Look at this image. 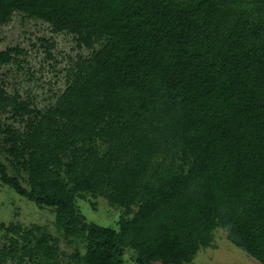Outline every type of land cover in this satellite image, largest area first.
<instances>
[{"label": "trees", "instance_id": "1", "mask_svg": "<svg viewBox=\"0 0 264 264\" xmlns=\"http://www.w3.org/2000/svg\"><path fill=\"white\" fill-rule=\"evenodd\" d=\"M14 13L91 52L43 109L0 82L22 124L0 125L2 149L25 174L0 159V183L77 241L65 263L40 225L1 224L0 264H185L217 228L264 264V0H0V25ZM97 197L116 228L80 212Z\"/></svg>", "mask_w": 264, "mask_h": 264}, {"label": "rangeland", "instance_id": "2", "mask_svg": "<svg viewBox=\"0 0 264 264\" xmlns=\"http://www.w3.org/2000/svg\"><path fill=\"white\" fill-rule=\"evenodd\" d=\"M9 47L21 49L17 60L0 67V82L6 91L18 93L20 99L30 102L31 107L43 109L54 103L56 96L66 84L68 72L75 62L87 58L91 49L79 45L72 33L57 32L44 21L32 19L14 13L11 19L0 25V50ZM0 125L22 124L11 117V113H0ZM0 135V159L6 164L8 172L21 179L25 174L20 167H15L2 149ZM92 202L94 207L91 206ZM77 206L88 222L103 226L117 227L121 208L111 206L103 197L77 199ZM21 224L22 226L40 225L59 239V252L62 262H69L70 255L77 241L66 238L54 225L51 208L38 206L29 199L15 193L8 186L0 183V226ZM1 242V231H0ZM128 253L123 257L126 264H135ZM185 264H261L255 258L235 247L226 238V232L217 228L213 232L210 246L203 247Z\"/></svg>", "mask_w": 264, "mask_h": 264}, {"label": "crops", "instance_id": "3", "mask_svg": "<svg viewBox=\"0 0 264 264\" xmlns=\"http://www.w3.org/2000/svg\"><path fill=\"white\" fill-rule=\"evenodd\" d=\"M236 247V246H235ZM238 248V247H237ZM241 250V249H240ZM243 251V250H242ZM246 253V252H245ZM249 255V254H248ZM250 256V255H249Z\"/></svg>", "mask_w": 264, "mask_h": 264}]
</instances>
